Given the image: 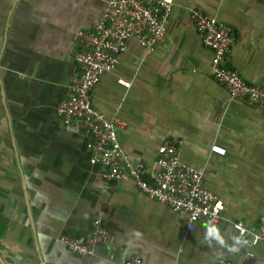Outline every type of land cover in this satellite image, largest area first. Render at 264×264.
<instances>
[{"label": "crops", "instance_id": "crops-1", "mask_svg": "<svg viewBox=\"0 0 264 264\" xmlns=\"http://www.w3.org/2000/svg\"><path fill=\"white\" fill-rule=\"evenodd\" d=\"M110 1L0 0V264L134 256L144 264H264V244L251 237L264 200V110L232 100L213 79L212 52L191 18L199 9L232 26L229 66L264 88V0H174L164 40L148 53L129 39L120 65L92 91L94 108L117 120L130 162L155 171L159 147L177 142L181 160L202 171L225 210L219 222L191 227L133 182H104L90 162L92 136L57 115L77 71L79 34L94 29ZM215 145L226 154L213 153ZM97 218L109 237L93 256L59 241L87 242Z\"/></svg>", "mask_w": 264, "mask_h": 264}, {"label": "built area", "instance_id": "built-area-1", "mask_svg": "<svg viewBox=\"0 0 264 264\" xmlns=\"http://www.w3.org/2000/svg\"><path fill=\"white\" fill-rule=\"evenodd\" d=\"M173 4L174 0H157L153 4L145 0H111L94 29L79 34L77 71L69 84L68 97L58 103L56 112L64 123L92 136L90 162L100 166L104 182H133L150 199L167 205L175 213H183L186 226L191 227L200 221L219 222L225 210L221 198L205 187L202 171L181 160V146L177 142H165L159 147L155 171L150 172L143 162H130L118 139L117 120L95 109L91 97L102 77L120 65L129 39H136L148 53L164 40ZM191 18L204 46L212 52L213 79L225 87L232 100L264 110V88L246 82L228 64V53L235 43L234 28L199 9L192 10ZM119 83L125 88L131 85L125 80ZM211 150L226 154L217 145ZM233 227L239 234H247L243 223H234ZM108 237L104 221L97 218L92 222L87 242L70 235H62L59 241L73 254L90 257ZM251 237L254 245L264 244V200L258 229ZM119 264L144 263L134 256ZM217 264L234 263L220 259Z\"/></svg>", "mask_w": 264, "mask_h": 264}, {"label": "clouds", "instance_id": "clouds-1", "mask_svg": "<svg viewBox=\"0 0 264 264\" xmlns=\"http://www.w3.org/2000/svg\"><path fill=\"white\" fill-rule=\"evenodd\" d=\"M211 234H212V235H215V231H213ZM216 238H217V239H219V237H218V236H217Z\"/></svg>", "mask_w": 264, "mask_h": 264}]
</instances>
